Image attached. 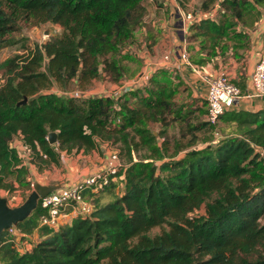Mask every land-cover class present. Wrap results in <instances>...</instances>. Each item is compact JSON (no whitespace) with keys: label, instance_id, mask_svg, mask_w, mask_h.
<instances>
[{"label":"trees","instance_id":"obj_1","mask_svg":"<svg viewBox=\"0 0 264 264\" xmlns=\"http://www.w3.org/2000/svg\"><path fill=\"white\" fill-rule=\"evenodd\" d=\"M220 6L219 19L189 25L187 40L207 55L200 63L226 40L242 36L238 24L254 26L264 0H221ZM146 12L144 0H0V47L20 20L61 27L43 44L0 62V190L13 192L16 182L28 180L29 169L12 144L16 136L39 170L59 164L63 151L94 149L98 140L120 143L128 158L117 173L124 181L119 195L101 202L102 192L115 187L112 181L86 191L91 214L53 228L41 223L39 203L17 225L25 243H32L23 249L4 230L0 264H264V109L225 111L220 133L207 119L191 121L192 111L175 100L177 88L158 80L135 104L119 99L139 90L118 100L69 94L71 84L87 90L103 74L121 81L119 56ZM55 85L63 93L52 91ZM152 122L163 132L173 122L192 132L213 126L216 142H179L157 165L155 159L168 156V142L158 143ZM51 131L57 132L55 143L48 139ZM140 148L147 153L135 159Z\"/></svg>","mask_w":264,"mask_h":264},{"label":"crops","instance_id":"obj_2","mask_svg":"<svg viewBox=\"0 0 264 264\" xmlns=\"http://www.w3.org/2000/svg\"><path fill=\"white\" fill-rule=\"evenodd\" d=\"M220 2V1H219ZM154 7V13L150 18H145L142 26V34L145 40L142 46L145 51L140 54L143 66L140 71L139 82L147 81L152 77L171 78L172 86L177 88L176 93L181 94L185 102H188L190 111L201 113L206 120V95L208 90V77L226 72L232 81L242 91H250L252 87L251 76L259 59L264 56V9L259 21L254 26L238 24L236 30L242 36L228 39L222 43L217 55L208 58L205 62H198L200 58L207 57L206 52L201 50L198 42H189V25L192 21L186 18L191 11L182 9L178 0H162ZM220 5L201 10L195 14L198 18L210 17L219 19ZM219 15V17H218ZM136 32L128 44L127 49L131 52L136 48ZM150 44L151 51L148 49ZM184 54L187 57H184ZM226 111L229 110H250L258 111L264 109V98H240L235 102H225ZM207 141H201L195 146H203ZM12 144L19 150L24 145L21 136H16ZM111 148L109 142L98 140L97 146L89 151L81 148L71 153V157L61 160L59 164L51 169H44L43 176L52 174L53 178L66 180V185H71L94 171L103 168L109 157ZM63 154V153H62ZM62 157V156H61ZM29 169L30 176L39 177V172L32 159H23ZM28 175V176H29ZM41 177V175H40ZM46 182L42 180V183ZM62 186H66L61 183ZM16 189L19 183L16 182ZM16 204L19 199L16 197ZM76 217L72 207L66 210L62 217V224H70ZM38 233L33 234V240L37 239ZM32 243L26 244L30 247Z\"/></svg>","mask_w":264,"mask_h":264},{"label":"rangeland","instance_id":"obj_3","mask_svg":"<svg viewBox=\"0 0 264 264\" xmlns=\"http://www.w3.org/2000/svg\"><path fill=\"white\" fill-rule=\"evenodd\" d=\"M162 0H144V4L146 6V16L145 18H150V14L154 13V7L152 8V5L157 6V3L161 2ZM179 1V0H178ZM220 1V2H219ZM180 3V2H179ZM221 5V0H189L184 2L183 4L180 3L181 7L185 11H191L193 15L199 14L201 10H208L211 8H214L217 6V4ZM221 10V6H220ZM219 10V13H220ZM219 17V15H218ZM145 22V21H144ZM145 24V23H144ZM142 27H139L136 31V42L137 46L135 49L131 50L127 49L128 44L130 41L124 46L123 51L121 53V56L119 58L121 59V68L123 71V77L121 81L114 82L110 80L108 77H106L104 74L99 78L98 80H95L87 90H81L76 87V85L71 84L69 94L71 95H80V98H89V97H96V96H108L111 94V92L114 91L115 88H118L122 84H129L133 90H139L140 92L137 93L136 97H132L131 94H124L119 100H125L126 98H130V100L135 104L137 102L140 94L147 95L150 88L153 86H156V82H160L161 84L171 85L172 80L171 78L167 77H152L151 79H148L147 81L139 82V77L141 68L143 66V62L141 59L140 54L145 51V48L142 46L143 41L145 40L144 35L142 34ZM61 32V27L58 24L52 23V22H34L33 20H20L19 21V29L15 32L8 35L9 43L5 46L0 47V62L14 56L17 53H23L27 52L29 48H33L36 44H43L46 42L52 35L59 34ZM151 45L148 44V49H151ZM151 51V50H150ZM46 67V64H45ZM3 82V77L1 75L0 71V85ZM52 91H56L59 93H63V90L55 85L52 89ZM131 96V97H130ZM175 100L178 104H182L185 102L181 94L175 93ZM185 104L188 107V102H185ZM189 109V107H188ZM202 113V112H201ZM201 113H194L192 111V114L190 116L191 121H194L195 123L204 122L203 117H201ZM223 123L219 120L218 126L220 133L223 132L222 125ZM150 128L153 130L155 135H158V143L162 146L163 141L168 142L167 146L168 149L166 150V156L164 159H155L154 163L157 165H160L162 162L170 159L171 157L169 155H172L177 148V143L181 142V144H186L189 141H194V143H200L201 141H212L216 142V136L214 134V127L205 125L202 126L200 129L192 132L188 126H186L185 123L181 122H173L171 123L170 127L165 131H161V125L157 122H152L150 125ZM165 138V139H164ZM164 139V140H163ZM111 150H118L121 154V162L122 166L120 168L121 174L124 171V168H126L128 164V158L125 154V152L122 149V146L120 143L118 144H111L109 143ZM24 145L22 146V148ZM20 148V152L22 154L25 153L24 149ZM74 152V151H73ZM61 154V164L63 165L64 160H66L68 157H71V153H67L66 151L62 152ZM147 151L144 148H140L135 151V159H139L141 157H144L146 155ZM181 154H178V156H181ZM176 156L175 159L178 157ZM24 159H30L25 158ZM33 161V160H32ZM34 162V161H33ZM37 171L39 172V177L37 176H28V180L19 185L17 188V192H7L6 189H1L0 192L2 195H5L9 198V202L11 205H19L23 203L26 198L29 196V194L34 189V182L42 183V180L46 181L43 182V184H61L63 183L66 185V180L61 179H55L52 177V174L48 176H43V170H39L38 165L36 162H34ZM55 164H51L50 167L45 169H51L53 171L52 166ZM113 183H115V187L111 189L105 190L103 195L100 198L101 202L104 203L106 201H109L113 198L115 194H120L122 192L123 188V179L120 178V175L116 176L115 180H112ZM62 186V184H61ZM19 199V204H16L17 201L15 198ZM158 230H155L157 232ZM27 243H25V240H22L21 246L24 247Z\"/></svg>","mask_w":264,"mask_h":264},{"label":"built area","instance_id":"obj_4","mask_svg":"<svg viewBox=\"0 0 264 264\" xmlns=\"http://www.w3.org/2000/svg\"><path fill=\"white\" fill-rule=\"evenodd\" d=\"M186 18L192 22L200 20L192 13H188ZM186 58L187 55L184 54ZM208 90L206 95V119L211 124H218L220 117L225 113V102H235L240 98L260 97L264 98V56L257 62L251 76L252 87L250 91H242L235 84L226 72H220L218 75L208 77ZM133 89L129 84H122L115 88L109 96L118 100L124 93ZM121 118L117 117V122ZM219 135V132H216ZM25 153L20 155L25 158H31V149L24 144ZM24 159V158H23ZM122 166L121 158L118 150H111L106 164L90 175L79 179L71 185L61 186L59 189L40 198L39 203L45 210L41 214V223L53 228H58L62 224V217L66 210L72 207L76 216L89 215L93 211L94 204L86 196V191L91 189L93 192H98L104 188L112 180H115L117 173ZM8 234L13 238L20 249H23L21 242L24 238V233L17 225H12L6 229ZM27 247V246H26Z\"/></svg>","mask_w":264,"mask_h":264},{"label":"water","instance_id":"obj_5","mask_svg":"<svg viewBox=\"0 0 264 264\" xmlns=\"http://www.w3.org/2000/svg\"><path fill=\"white\" fill-rule=\"evenodd\" d=\"M26 101V99L24 100ZM57 132L51 131L48 135L50 143L57 141ZM61 184H43L34 182V189L19 205H11L9 198L0 192V234L12 225H18L28 218L38 207L40 198L59 189Z\"/></svg>","mask_w":264,"mask_h":264}]
</instances>
